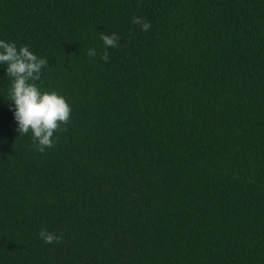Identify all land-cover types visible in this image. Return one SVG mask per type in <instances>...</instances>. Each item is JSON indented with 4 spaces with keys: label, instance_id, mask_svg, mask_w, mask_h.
Here are the masks:
<instances>
[{
    "label": "trees",
    "instance_id": "trees-1",
    "mask_svg": "<svg viewBox=\"0 0 264 264\" xmlns=\"http://www.w3.org/2000/svg\"><path fill=\"white\" fill-rule=\"evenodd\" d=\"M0 38L72 106L36 151L0 68V264H264V0H0Z\"/></svg>",
    "mask_w": 264,
    "mask_h": 264
},
{
    "label": "clouds",
    "instance_id": "clouds-1",
    "mask_svg": "<svg viewBox=\"0 0 264 264\" xmlns=\"http://www.w3.org/2000/svg\"><path fill=\"white\" fill-rule=\"evenodd\" d=\"M131 23L140 25L144 32L151 28V22L139 16L132 17ZM100 40L103 44L101 59L107 63L109 50L119 47L120 37L115 32L110 35L101 32ZM86 54L94 58L97 50L90 47ZM47 67V58L36 54L28 44L18 46L14 40L0 38V68L10 81L4 100L11 102L10 111L17 124L15 131L20 136H29L35 150L41 153L54 146L55 133L70 121L72 114V106L65 96L40 87L38 82ZM38 235L47 244L60 240L56 233L46 228Z\"/></svg>",
    "mask_w": 264,
    "mask_h": 264
}]
</instances>
